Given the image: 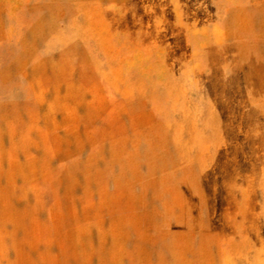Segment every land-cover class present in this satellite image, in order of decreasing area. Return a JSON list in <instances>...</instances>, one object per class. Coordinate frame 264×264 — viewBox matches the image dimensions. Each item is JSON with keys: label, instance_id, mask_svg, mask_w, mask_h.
Instances as JSON below:
<instances>
[{"label": "rangeland", "instance_id": "rangeland-1", "mask_svg": "<svg viewBox=\"0 0 264 264\" xmlns=\"http://www.w3.org/2000/svg\"><path fill=\"white\" fill-rule=\"evenodd\" d=\"M0 264H264V0H0Z\"/></svg>", "mask_w": 264, "mask_h": 264}]
</instances>
